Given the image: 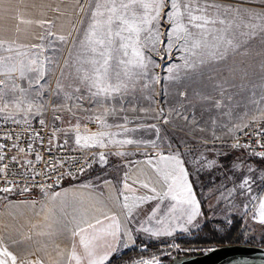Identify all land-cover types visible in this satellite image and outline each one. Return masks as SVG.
<instances>
[{"label": "snow or ice", "instance_id": "obj_1", "mask_svg": "<svg viewBox=\"0 0 264 264\" xmlns=\"http://www.w3.org/2000/svg\"><path fill=\"white\" fill-rule=\"evenodd\" d=\"M76 2L79 4V0ZM260 2L264 5V0ZM4 3L5 0H0V7ZM89 9L87 26L83 30L82 39L78 41L80 52L77 55L75 77L78 84L74 87L69 86L72 87L71 93H64L65 103L53 104L52 107L64 108L72 115H75L72 108L77 106L89 113H92L93 108L102 109L101 114L93 113L88 119L99 122L101 129L116 127L120 128L121 132L112 133L102 130L92 134H81L80 125L77 123L75 143L82 148L105 147L106 138L137 130L126 126L127 116L121 117L125 123L111 125L108 123V117H117L125 112L123 98L130 89L135 90L137 83H142L144 89H149L151 85L160 82L156 69L161 68L162 65L157 63L154 56H159L161 61L165 59L181 61V63H169L164 68L168 73L166 79H178L181 70L194 71L208 61L218 62L225 59L230 51H235L242 46V43H247L246 40L241 41V37L252 39L264 34V7L256 12L243 6L221 4L218 0H90ZM80 10H83L82 6ZM161 21L167 25L166 30L162 28ZM21 23H36L41 27L53 24L49 20L23 19ZM69 35L70 33L64 35L49 29L46 36L37 37L40 41L47 39V44L18 45L16 40L0 39V52L9 53V55H0V77H4L0 79V118L14 120L16 116L23 114L27 119L29 114L39 115L43 112L46 104L39 99L43 95L41 81L49 71L48 66L53 63L52 57L46 54L47 50L55 42H66ZM21 48L25 51H20ZM17 80L26 81V86L17 83ZM60 89L61 85L58 83L56 95L60 94ZM84 99L89 101L91 107L84 108L81 103ZM67 101L74 103L69 106ZM217 106L219 107L218 102ZM236 108L240 111L229 113L231 127H228V133L236 141L232 147L251 149V155L264 159V151H256L249 143L241 144L236 135L237 132L243 133L245 128L256 124L257 130L252 135L257 137L256 144L264 148V143L260 139L264 135V128L259 127L264 123V87L261 88L259 96L253 91L251 97L237 104ZM135 110L133 107L132 111ZM140 111L146 113L148 109L141 108ZM162 113L163 109L159 111L157 117ZM164 122H168L166 117ZM40 123L44 124V121L41 120ZM147 128L159 135L160 129L157 125H148ZM114 143L119 145L151 143L156 147L155 141H140L131 137ZM3 147L0 145V148ZM36 158L42 159L39 155ZM3 159L4 156L0 155V160ZM159 160L171 162L166 165L165 170L157 169L163 181L156 182L160 184L159 189L151 182L141 184L152 193L141 197V200L159 201L156 209L146 220L149 224L154 221L155 226L144 227L141 224L139 229L153 238L172 237L178 229L187 232V225L193 224V221L201 215L200 204L179 155L166 156L161 153ZM100 161L106 163L103 153H100ZM147 162L151 164L152 160L149 159ZM7 167L4 165L0 168L5 181V186L0 187V192L12 193L16 185L7 180ZM248 171L251 172L253 169L249 168ZM260 180L264 181V175ZM254 183L251 177H245L236 187L228 189V196L233 197L235 193L245 197L248 203L244 207L254 211L252 219L264 225V194L253 191ZM39 187L47 195L45 186L39 185ZM124 187L128 188L129 185L125 182ZM257 187L264 192V185ZM29 190L28 187L23 189L24 192ZM58 196L60 193H53L51 199L54 201ZM124 199L127 201L128 197L125 196ZM166 200L173 203L160 209V205ZM136 206L127 203L123 205L127 210V218H133V208ZM49 213H52L51 209ZM106 219H110L111 223L93 234L82 235L102 221L96 220L95 225L87 224L71 232L72 237H79V240L73 239L67 264H106L110 256L117 251V244L123 241L122 246L127 248L128 241L134 243L132 230L126 225L122 226L115 215ZM64 227L67 229V225ZM109 237L112 243H109ZM124 237H127V240H124ZM17 259V255L7 247H0V264H9V261L11 264H17ZM27 264H42V262L27 261ZM135 264H160V260L153 256L150 259H139Z\"/></svg>", "mask_w": 264, "mask_h": 264}, {"label": "crops", "instance_id": "obj_2", "mask_svg": "<svg viewBox=\"0 0 264 264\" xmlns=\"http://www.w3.org/2000/svg\"><path fill=\"white\" fill-rule=\"evenodd\" d=\"M87 1L79 0V4H77L76 0H5L4 5L0 7V39L16 40L18 45L42 43L43 41L38 40L37 37L46 36L49 29L64 35L70 33L68 39H71L75 34L80 16L83 14V10L80 8L82 6L84 9ZM231 1L218 0L221 4H235L256 12L261 11V8L264 7L260 0ZM21 19L25 21L49 20L53 24L41 27L36 23H21ZM240 39L241 41L246 40L247 43H242L240 48L230 51L225 59L218 62L208 61L204 66L194 71L181 70L178 79H166L168 73L164 68L169 63H181V61H168L167 59L161 61L159 56H154L157 63L162 65V69L160 73L156 72L158 75L160 74V82L151 86L162 87L164 91L165 87H173L170 93L162 92L159 97H156L151 91L143 96L130 97L128 106H124L125 112L113 118L120 119L114 123L118 124L125 123L121 117L127 116L126 126L129 129L137 130L124 135L140 141H155L156 147H153L151 143L119 145L114 141L124 139L123 135H114L106 138L105 147L86 148L94 151V167L101 166L100 169L104 168L106 175L91 181L88 176H98L99 173L89 174L94 168L90 167L88 172L85 171L87 173L84 172L72 179L63 180L59 187L39 200L31 195H21L14 191L12 193L0 192V247H7L9 251L17 255V264H27V261H40L42 264H67L68 252L73 239L79 240V237L73 238L71 232L77 227H85L87 224L95 225L96 220L102 221L101 224L88 229L87 233L82 235L93 234L106 228L111 223L110 219H106V217L112 215L121 221L122 226L126 225L132 230L134 243L137 238L153 242L170 238H153L139 230L141 224L144 227L155 226L154 221L149 224L146 223V220L159 203L158 200L145 202L140 199L146 195H152L141 184L142 182H151L159 189L160 184L156 182L162 183L163 181L157 173V169L165 170L166 165L171 163L159 160V154L162 153L166 156L178 154L183 161V167L187 170L188 179L201 211L202 200L196 185V181L200 182L201 178L194 177L190 171L188 165L192 164L190 161L193 159L191 157L189 159L188 156L194 157L195 153H199L202 142L217 145L227 143L232 139V136L228 133V129L222 126L223 115L219 119L217 117L213 119L209 116L211 110L204 111L201 115L204 117L207 115L214 120V126L210 128V126L203 125L205 120H201L200 113L196 115L194 112V115L190 113L195 110L194 102L205 101L200 97L186 96L185 86L241 85L246 86L245 91L248 87L255 86V89L249 91L251 93L255 91L259 96L261 88L264 87V34L257 35L252 39L247 37ZM0 54L4 53L0 52ZM137 84L142 85V83ZM221 101L222 98L217 97L216 100L209 101L211 102L209 105L211 108H217V102L219 106H222L220 105ZM133 107H135V111H132ZM199 107L201 106L199 105ZM141 108L148 109V111L141 112ZM161 109H163V113L157 117ZM192 116L198 118L197 123L201 127L186 126L185 118L190 117V120H193ZM165 117L168 120L167 123L164 122ZM88 123H93L94 128H89ZM152 124L157 125L160 129L158 136L154 130L147 128ZM62 125L63 133L58 139L64 140L71 146L80 147L75 143V132H71V127L64 125L63 122ZM141 125L144 127L140 128ZM102 130L112 133L121 132V129L116 127L101 129L99 122L87 119L83 125L84 132L80 133L92 134ZM211 148L208 147L209 150ZM186 151L190 152L186 153ZM100 153L104 154L106 163L100 161ZM149 159L152 160L151 164L147 162ZM125 182L129 185L128 188L124 187ZM84 185H88V187H84ZM53 193H60V196L54 201L51 199ZM125 196L128 197L127 201L124 199ZM33 202L35 203L33 204ZM125 203L130 206L137 205L133 208V218L131 219L126 216L127 210L123 207ZM170 203L173 202L166 200L164 204L160 205V209H164L165 205ZM50 209L52 210L51 214L49 213ZM237 212L232 211L234 214ZM203 221L201 211V215L193 221V224L187 225V232L178 229L174 235L193 232L201 226ZM65 225H67V229H65ZM124 240H127V237H124ZM109 243H112L110 237ZM128 243L127 248L122 246L123 241L117 244V251L110 256L109 260L134 245L131 241ZM9 264H11L10 261Z\"/></svg>", "mask_w": 264, "mask_h": 264}, {"label": "rangeland", "instance_id": "obj_3", "mask_svg": "<svg viewBox=\"0 0 264 264\" xmlns=\"http://www.w3.org/2000/svg\"><path fill=\"white\" fill-rule=\"evenodd\" d=\"M89 3L90 0L87 1L86 7L83 9V14H81L82 16H80V20L76 27L74 36L64 43L55 42L53 46L47 50L46 54L52 57L53 63L48 66L49 71L46 74L45 79L41 81V92L43 93V95L39 99L46 104L45 109L39 115L29 114L27 116V119H25L23 114H20L15 117L14 121L38 119L44 117L46 113L56 112L59 114L61 122H63L64 125L71 127V132H75V125L79 123V132L82 133L84 132L83 125L85 124L89 115L93 113L99 115L102 113L103 110L99 108H93L92 113H89L77 106L72 108V112L75 113V115H72L69 111L64 108L53 109L52 107L53 104L65 103L64 93H71L72 87L69 86L71 85L74 87L78 84V81L75 78L77 67V55L80 52V46L78 41L82 39L83 30L87 26L88 17L90 15ZM233 6L236 5L234 4ZM161 26L166 30L167 25H165L163 21H161ZM47 42V39H45L42 43L47 44ZM14 54L15 53H12V55ZM0 55H9V53H4ZM161 69L162 67L158 68L156 72L160 73ZM3 78L4 77H0V79ZM17 83L26 86V81L17 80ZM58 83L61 85V89L60 94L56 95ZM172 88L173 87H165L164 91L162 87L150 86L149 89H144L142 85L136 84L135 90L130 89L127 96L123 98L124 106L127 107L129 104L128 101L130 97H134L135 95L143 96L144 94L150 93L152 91V93L155 94L156 97H159L162 92L170 93V90ZM185 89L186 96H191L194 98L200 97L201 100L204 99L205 101L194 102L195 110L197 109V111L194 110L190 112L189 110L191 114H193V112L195 113V115L200 113V116H202L201 120H205V123L203 125L208 127L210 126V128H213L214 126L213 119L216 117L219 119L220 116L223 115L224 122L222 126L225 129H228V127H231V117L229 113L233 111H240V109L236 108V105L247 101L253 93H251V91L249 90L255 89V86L248 87L247 91H245L246 86L241 85L211 87H197L193 85H187L185 86ZM76 95H79V93H76ZM217 97L222 98L220 104L222 106H219L217 108H211V106L209 105L211 104V102L209 101H214ZM67 103L69 106H71L74 101H67ZM81 103L83 104L85 109L91 107L87 99H84L83 101H81ZM199 105L201 107H199ZM206 110H211L209 116L213 119L209 118L207 115L206 117L201 115ZM191 118L194 119L190 120V117H186V126L195 125L196 127H201V125L197 123L198 118L196 116H192ZM119 120L120 119L113 118L111 116L108 117V123L110 125L114 124L115 122H118ZM126 137L128 136L123 135V138ZM230 141L217 145L202 142L200 144L201 149L199 150V153H195L194 157H192L191 155L188 156L189 159L190 157L193 159L190 161V163L192 164H189L188 167L190 168V171L193 173L194 177L198 176L201 178L200 182H198V180L196 181V185L198 186L202 203L204 204L205 209L208 211L207 218L216 219L224 223H229V221H239L243 229L241 237L242 241L251 245L264 246V225L255 222L252 219L254 211L246 209L244 207V205L248 203V200L235 193L233 197L228 196V189L236 187L245 177H251V179L255 181V183L253 184L254 192H260L261 194H264V192H262V190L257 187V185H264V181L260 180V177L264 175V159L252 157L243 153L237 148H233L230 144ZM208 147H212L211 150H209ZM188 152L190 151H186V153ZM197 155H199L198 158ZM93 167L94 165L91 167V169ZM100 167L96 166L92 170L90 169L91 172L89 174L95 172L99 173L98 176L94 177H91L92 175H89L88 178L91 181H94L100 178L101 176L106 175L105 171L103 170L104 168L100 169ZM249 168L253 169V171L249 172ZM233 210L238 212L234 214L232 213ZM246 212L248 213L247 215L245 214ZM179 235L190 234H178L166 240L158 241V243H167L168 246H163V248L160 250V253L158 254H151L149 256L135 258L125 264H135V262L139 259H150L153 256L159 258L160 264H169L171 262L181 259L182 255L180 250L176 247H172V241L175 239L176 236ZM202 251L204 252L205 250L202 249Z\"/></svg>", "mask_w": 264, "mask_h": 264}, {"label": "built area", "instance_id": "obj_4", "mask_svg": "<svg viewBox=\"0 0 264 264\" xmlns=\"http://www.w3.org/2000/svg\"><path fill=\"white\" fill-rule=\"evenodd\" d=\"M56 112L46 113L42 118L29 120H4L0 118V155L4 156L0 160V168L7 165V180L16 185L14 192L21 195H31L39 200L54 191L63 180L74 178L87 171L95 161L94 151L74 147L59 140L63 133V125ZM43 120L44 124L40 121ZM89 128H94L93 123H88ZM259 127L264 128V123ZM257 130V125L252 124L250 128H245L244 132H237L241 144L249 143L256 151H264L256 144L257 137L252 135ZM248 133V135H244ZM264 143V135L260 137ZM51 141V142H50ZM236 141L231 139L232 146ZM31 146V147H29ZM23 149V151H21ZM247 155H251V149L237 148ZM37 155L42 159L37 160ZM16 159L13 160L12 158ZM83 169V171H81ZM69 173L71 175H69ZM4 174L0 173V187L5 186ZM39 185H44L47 195L41 191ZM51 187H47V186ZM28 187L30 190L24 192Z\"/></svg>", "mask_w": 264, "mask_h": 264}, {"label": "trees", "instance_id": "obj_5", "mask_svg": "<svg viewBox=\"0 0 264 264\" xmlns=\"http://www.w3.org/2000/svg\"><path fill=\"white\" fill-rule=\"evenodd\" d=\"M201 211L204 221L202 225L190 235L176 236L172 241L181 252L182 257L193 256L222 245L248 244L242 241L243 229L239 221L224 223L216 219H208V211L203 203ZM167 243H158L137 238L133 246L113 256L107 264H125L132 259L158 254Z\"/></svg>", "mask_w": 264, "mask_h": 264}, {"label": "water", "instance_id": "obj_6", "mask_svg": "<svg viewBox=\"0 0 264 264\" xmlns=\"http://www.w3.org/2000/svg\"><path fill=\"white\" fill-rule=\"evenodd\" d=\"M264 264V246L230 244L210 248L200 254L182 257L169 264Z\"/></svg>", "mask_w": 264, "mask_h": 264}]
</instances>
